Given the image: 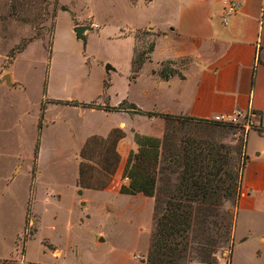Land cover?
Segmentation results:
<instances>
[{"label": "rangeland", "instance_id": "1", "mask_svg": "<svg viewBox=\"0 0 264 264\" xmlns=\"http://www.w3.org/2000/svg\"><path fill=\"white\" fill-rule=\"evenodd\" d=\"M144 1L58 0L55 8L49 7L46 22L31 26L12 17L11 0H0V256L9 258V237L25 225L17 246L25 245L29 263H45L42 246L49 243L63 251L57 264H145L155 231V198L120 194L128 184L123 175L115 171L108 177L100 170L113 162L102 137H89L81 148L86 136L103 132L113 121L88 109L53 103H102L112 96L114 103L128 100L140 110L156 111L152 97L144 95L151 88V74L144 66L134 75L132 42L124 37L129 31L136 36L133 58L138 62L161 35L147 30H156L152 20L142 26L141 19L153 17ZM53 12L49 53L47 30ZM78 26L91 28L85 41L73 34ZM40 35L42 39L15 52ZM147 56L151 63V53ZM106 65L113 71L107 73ZM163 66L168 70V62ZM6 75L13 87L3 81ZM161 120L159 132L158 121L146 117L136 125L142 133L162 138L167 126ZM175 128L179 136L216 148L236 170L246 158L242 126L185 122ZM80 163L85 164L81 185L90 189H81ZM167 165L161 162L160 169ZM163 176L157 184L159 194L166 189L165 181L170 187L177 181L168 171ZM234 208L230 201L222 211L234 214ZM220 246L214 258L217 264H227L230 249ZM194 256L185 264H201Z\"/></svg>", "mask_w": 264, "mask_h": 264}, {"label": "crops", "instance_id": "2", "mask_svg": "<svg viewBox=\"0 0 264 264\" xmlns=\"http://www.w3.org/2000/svg\"><path fill=\"white\" fill-rule=\"evenodd\" d=\"M226 2H235L237 9L224 25ZM144 3L153 17L141 19L142 26L152 20L156 30L152 27L147 30L161 34L155 40L151 63L142 66L152 77L151 88L144 92L152 97L156 111L151 113L202 121L230 115L236 110L256 114L253 118L256 126L245 133L247 159L234 208L235 244L230 264H264V0H145ZM130 33L124 37L130 36L133 59L135 41ZM166 62L175 75L163 80L158 71ZM106 97L102 103L96 100L90 103L118 107L123 101L128 102L114 103L112 96ZM88 110L113 122L103 132L86 136L81 148L91 136L107 138L114 129L122 131L125 137L117 144L120 160L116 170V176L122 177L129 153L137 149L133 132L151 136L142 133L136 125L146 116ZM148 119L158 121L159 132L162 120ZM127 182L126 179L124 183ZM24 228L25 225L9 237L13 251L9 258L0 256V264H40L26 262L25 245L22 249L17 246ZM42 253L46 258L43 264H57L64 257L62 250L49 243L42 246Z\"/></svg>", "mask_w": 264, "mask_h": 264}, {"label": "trees", "instance_id": "3", "mask_svg": "<svg viewBox=\"0 0 264 264\" xmlns=\"http://www.w3.org/2000/svg\"><path fill=\"white\" fill-rule=\"evenodd\" d=\"M57 2L58 0H11V15L22 23L35 26L49 19L48 9L50 6L55 8ZM55 18L56 15L53 12L50 17L51 26L47 30L50 37L49 53H51ZM42 38L43 35H40L24 41L15 52H22L31 41ZM133 38L135 40L136 36L134 35ZM153 48L154 43L143 60L135 62L134 58L132 59L131 69L134 75L146 63L149 58L147 55ZM173 75H175L173 69L169 67L167 70L162 65L159 71L161 79L167 80ZM53 103L163 119L167 127L162 138L134 135L137 149L129 153L123 171V178L128 180V184L122 186L119 191L124 195H142L156 200L155 231L145 264H185L187 258L194 255L201 264H217L214 255L221 244L227 245L230 249L227 261V264H230L235 244L232 238L234 214L226 210L222 211V207L224 203L230 201L234 202V206L236 205L241 173L247 158L236 170L231 166L230 158L220 154L216 148L188 136H179L175 128L176 124L185 122H207L213 126L219 124L187 116L143 112L136 105L126 101L118 107L98 106L94 102L85 104L53 101ZM124 137L125 134L122 131L114 129L107 138H103V142L106 143L105 153L108 154L109 151L110 156L113 157L111 165L100 167V170L108 177H111L118 168L120 158L117 153V144ZM93 138L95 137L92 136L90 139ZM161 162L168 165L160 169ZM84 168L85 164L80 163L79 183L81 189H90L81 185ZM166 171L175 174L177 181L171 187L167 185H170V182L165 181L166 189H161L159 194L157 184L159 180H165L163 174ZM161 194H163L162 197ZM217 218L220 219L219 222L215 221ZM214 228L216 229L215 238L211 234Z\"/></svg>", "mask_w": 264, "mask_h": 264}, {"label": "built area", "instance_id": "4", "mask_svg": "<svg viewBox=\"0 0 264 264\" xmlns=\"http://www.w3.org/2000/svg\"><path fill=\"white\" fill-rule=\"evenodd\" d=\"M236 9H237V4L235 2H226L222 17V23L224 25L227 24V18L236 12ZM94 27L97 28V26ZM254 117H256V114H254L253 112L244 113L242 111L236 110L230 115L214 116L210 120V122L223 126H242L245 130H248L256 126V124L253 121Z\"/></svg>", "mask_w": 264, "mask_h": 264}, {"label": "water", "instance_id": "5", "mask_svg": "<svg viewBox=\"0 0 264 264\" xmlns=\"http://www.w3.org/2000/svg\"><path fill=\"white\" fill-rule=\"evenodd\" d=\"M60 10H61V11H65V8H64V7H61ZM89 30H91V28L88 27V26H78V27L74 28L73 31H74L75 36H76L77 39L82 40V41H85L84 34H85V32H87V31H89ZM111 70H113L112 66H110V65H106V66H105V71H106V72H109V71H111ZM3 81L6 83L7 86H9V87H13V86L10 84V76H9V75L4 76V77H3ZM102 241H103V239L100 240V242H102Z\"/></svg>", "mask_w": 264, "mask_h": 264}]
</instances>
